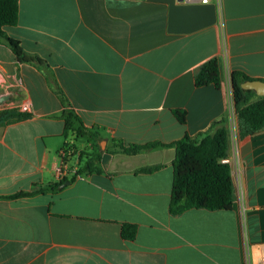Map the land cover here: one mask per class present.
Instances as JSON below:
<instances>
[{
    "label": "crops",
    "instance_id": "crops-1",
    "mask_svg": "<svg viewBox=\"0 0 264 264\" xmlns=\"http://www.w3.org/2000/svg\"><path fill=\"white\" fill-rule=\"evenodd\" d=\"M18 3L19 21L5 32L43 63L19 62L0 44L11 56L0 55L2 100L32 109L0 126V264H263L264 128L241 133L228 79L241 71L264 80V0ZM212 58L221 86H196ZM68 111L92 136L66 131ZM223 117L233 207L172 215L169 144L200 139ZM151 142L166 146L120 148ZM66 143L75 152L59 176ZM19 192L33 194L11 197ZM124 223L137 225L134 239L123 237Z\"/></svg>",
    "mask_w": 264,
    "mask_h": 264
},
{
    "label": "trees",
    "instance_id": "trees-1",
    "mask_svg": "<svg viewBox=\"0 0 264 264\" xmlns=\"http://www.w3.org/2000/svg\"><path fill=\"white\" fill-rule=\"evenodd\" d=\"M19 21L18 0H0V44L9 47L19 62L39 66L43 61L36 55L27 53L21 42L7 35L5 28L15 26ZM233 92L234 110L240 122L242 134H254L264 128V96L254 91L245 90L242 84L253 78L241 71H233L230 75ZM196 86H221L220 62L212 58L205 62L195 76ZM174 114L181 123L186 122V112L175 110ZM29 113L17 108L0 110V126L29 118ZM66 131L76 136H92V129L87 127L79 116L72 111L65 113ZM229 119L223 117L215 121L200 139L186 135L169 145L176 148L174 160V182L170 213L180 215L192 208L208 210L231 209L235 201V188L232 180L231 165L224 159L229 156ZM166 146L160 142L144 145H131L120 148L128 154H136L144 150ZM67 155L74 153L75 147L66 143ZM89 164V163H88ZM91 166V164H90ZM161 165L146 166L138 169L141 173H152ZM58 185L50 184L45 189H56ZM45 189H42L44 191ZM31 192H19L11 197L32 195ZM137 225L124 223L122 235L126 239H134Z\"/></svg>",
    "mask_w": 264,
    "mask_h": 264
},
{
    "label": "built area",
    "instance_id": "built-area-1",
    "mask_svg": "<svg viewBox=\"0 0 264 264\" xmlns=\"http://www.w3.org/2000/svg\"><path fill=\"white\" fill-rule=\"evenodd\" d=\"M181 1H194V0H181ZM203 4H208L210 3L212 0H197ZM217 2L219 3L220 0H217ZM229 82H230V93H231V101L233 102L234 104V101H233V92H232V86H231V78L229 76ZM4 94H0V110L1 109H5V108H12V107H15L17 108L19 111L21 112H24V113H30L32 112V109L30 107L29 104L27 103H24V102H18V103H15V102H12V101H9V100H2V97H3ZM235 112V110H234ZM236 114V113H235ZM65 157H66V150L65 148L61 150L60 152V158H61V165L59 167L56 168V172L59 176H64L66 173H67V168H66V164H65ZM225 162H229L230 163V159L229 157L224 159ZM247 264H250L249 260L246 261ZM263 264H264V257H263Z\"/></svg>",
    "mask_w": 264,
    "mask_h": 264
},
{
    "label": "water",
    "instance_id": "water-1",
    "mask_svg": "<svg viewBox=\"0 0 264 264\" xmlns=\"http://www.w3.org/2000/svg\"><path fill=\"white\" fill-rule=\"evenodd\" d=\"M242 88L245 90L254 91L258 96H264V80L261 79H252L247 80L242 84ZM69 184V181H66L61 186Z\"/></svg>",
    "mask_w": 264,
    "mask_h": 264
},
{
    "label": "rangeland",
    "instance_id": "rangeland-1",
    "mask_svg": "<svg viewBox=\"0 0 264 264\" xmlns=\"http://www.w3.org/2000/svg\"><path fill=\"white\" fill-rule=\"evenodd\" d=\"M0 55L4 56L7 60H8V59H11V56H10V54H8V53L6 54L5 52H1V51H0ZM1 79H2V78H0V82H1ZM1 92H2V91H1V86H0V94H1ZM69 136H72V133H69Z\"/></svg>",
    "mask_w": 264,
    "mask_h": 264
}]
</instances>
